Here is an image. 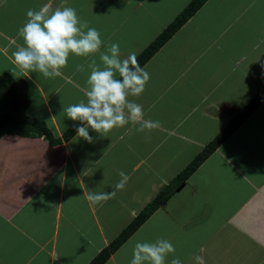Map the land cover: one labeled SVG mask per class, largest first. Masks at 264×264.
<instances>
[{"label": "crops", "instance_id": "crops-1", "mask_svg": "<svg viewBox=\"0 0 264 264\" xmlns=\"http://www.w3.org/2000/svg\"><path fill=\"white\" fill-rule=\"evenodd\" d=\"M189 2L0 0V75L26 81L27 114L62 138L76 122L63 108L86 99L87 64H100L99 53L70 55L60 77L23 76L11 56L23 45L27 11L73 7L100 32V51L117 43L123 58L142 52ZM142 67L150 80L129 99L158 128H89L92 143L77 134L57 144L0 138V264H88L107 246L263 88L264 0H207ZM121 170L125 188L90 205L84 192H111ZM149 231L174 245L166 264H195L196 254L206 264H264V102L105 264H130L135 243L152 241Z\"/></svg>", "mask_w": 264, "mask_h": 264}, {"label": "clouds", "instance_id": "clouds-1", "mask_svg": "<svg viewBox=\"0 0 264 264\" xmlns=\"http://www.w3.org/2000/svg\"><path fill=\"white\" fill-rule=\"evenodd\" d=\"M26 17L25 23L18 29L23 45L11 56L13 65L23 76L38 72L45 78L60 77L70 55L90 57L99 53L100 64L95 59L87 64L91 71L82 89L86 99L63 108L67 118L80 122L81 126L76 128L78 137L92 143L89 128L98 134H106L129 123L139 125L136 129L139 132L159 127V121L144 118L141 104L129 99L130 96H140L150 80L149 72L140 66L136 53L122 58L119 44L111 42L106 51L101 52L104 41L100 32L89 27L73 7L53 8L51 3H45L38 9H29ZM85 70L84 64L76 65L77 72ZM119 176L120 180L111 192L86 191L84 198L90 205L113 199L130 179L122 170ZM173 253L175 247L168 239L137 241L130 264H166L168 256ZM194 260L195 264H206L199 254L194 256ZM170 264H182V261L173 258Z\"/></svg>", "mask_w": 264, "mask_h": 264}, {"label": "trees", "instance_id": "trees-1", "mask_svg": "<svg viewBox=\"0 0 264 264\" xmlns=\"http://www.w3.org/2000/svg\"><path fill=\"white\" fill-rule=\"evenodd\" d=\"M207 0H190L176 18L137 55L140 66L148 62L154 54L200 10ZM264 102L263 88L231 119L229 124L210 141L204 149L149 202L123 230L88 263L105 264L110 257L149 219V217L181 186L227 138ZM30 105L28 87L25 80H17L10 74L0 75V138L5 134L40 136L51 143L69 140L81 126L76 121L63 137H57L43 121L27 114Z\"/></svg>", "mask_w": 264, "mask_h": 264}, {"label": "rangeland", "instance_id": "rangeland-1", "mask_svg": "<svg viewBox=\"0 0 264 264\" xmlns=\"http://www.w3.org/2000/svg\"><path fill=\"white\" fill-rule=\"evenodd\" d=\"M189 21V20H188ZM187 21V22H188ZM151 232L149 231V232H146L144 235H146V236H148L150 239H151V234H150ZM148 240V238H146V237H143L141 240H140V242H142V241H147ZM152 240V239H151ZM153 241V240H152ZM151 241V242H152ZM148 242V241H147Z\"/></svg>", "mask_w": 264, "mask_h": 264}]
</instances>
